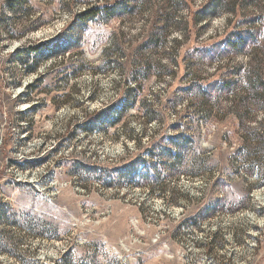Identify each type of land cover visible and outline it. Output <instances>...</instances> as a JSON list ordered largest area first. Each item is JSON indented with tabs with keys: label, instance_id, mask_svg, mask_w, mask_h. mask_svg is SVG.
Listing matches in <instances>:
<instances>
[{
	"label": "rangeland",
	"instance_id": "obj_1",
	"mask_svg": "<svg viewBox=\"0 0 264 264\" xmlns=\"http://www.w3.org/2000/svg\"><path fill=\"white\" fill-rule=\"evenodd\" d=\"M115 1L129 8L73 26ZM207 1L21 0L13 12L0 0V264H264V186L231 167L248 162L240 137L264 125V109L238 113L239 89L201 122L182 92L246 64L217 59L227 38H246L264 71V0H223L217 17L192 23ZM76 38L34 73L15 62L17 49ZM149 109L159 119L145 123ZM176 133L193 141L180 164L143 158ZM250 153L264 167V149Z\"/></svg>",
	"mask_w": 264,
	"mask_h": 264
},
{
	"label": "trees",
	"instance_id": "obj_2",
	"mask_svg": "<svg viewBox=\"0 0 264 264\" xmlns=\"http://www.w3.org/2000/svg\"><path fill=\"white\" fill-rule=\"evenodd\" d=\"M20 1L21 0H9L11 11L16 12L14 7H19ZM220 1L223 0H208L204 7L193 14L191 18L192 23L201 22L210 17H217L219 13L214 10L219 7ZM125 8L128 9L129 6H127V4L125 6L123 3L118 1L102 6H93L76 14L72 24L75 29H82V27L87 23L97 18L103 17L104 21H107L110 18L116 17L119 15V13H121L122 10H125ZM0 23L2 24L4 33L8 35V30L5 28L6 25L4 24V21L0 20ZM246 34L249 35L247 32ZM58 41L59 40L56 42H43L17 49L14 51L15 62L22 66L26 73H34L41 61H45L50 58H57L62 54L69 52L79 43V38L73 40V43L75 42L74 46H72V42L70 41L65 42L64 44H59ZM152 44L153 36L149 35L148 39L144 41L142 46L143 48H147ZM220 44H223V49L218 50L217 59L229 58L228 56L231 55L230 53H233V55L244 54L247 61L245 65L241 64L236 67L228 66L219 79L213 80V82H207V84L200 82L203 80V78H194L190 81V84L187 86V88L182 90V92L186 94V102H188V99H190V102L192 99H194L195 104L193 105L192 103H188V105L192 106L193 109H201V122L206 121L210 117H215V119H218V117L224 112L222 108L224 103H232L231 98L233 97L234 91L239 89H241L243 92L236 99L235 106L236 108H241L244 110L238 113H241L242 115H248L249 112H247V107L249 108V106H259L264 109V71L263 67L255 62L253 54L247 51V39L243 37L227 38L224 42H220ZM25 55L31 57V60H24ZM219 69L220 66L218 65L214 70L217 71ZM185 96H183L184 98H181L174 105L183 102L185 100ZM104 109L96 111V116L94 117L95 120H88L90 123L91 121H94L93 125L89 128L83 126L82 130L93 131L95 129L97 119H99L101 115L108 112V109ZM127 110H129V102L124 101L118 110L119 112L115 120L112 121L109 117L105 118V121H108L107 127L119 121L121 119L122 113L126 112ZM241 114H238V117L243 119ZM142 117L144 118L145 123H150L159 119L158 111L153 109L144 111ZM243 129L247 131L240 137L241 146L238 151L241 155L242 161L245 162L248 160V162L244 164V166L240 167H233L230 164L233 169L232 171L236 173L242 172L246 176H254L257 180L256 186H264V167L256 164V157L250 156L251 150L261 152L264 149V125L260 123L258 124V127L254 129ZM167 142L168 146H166V148L162 150L160 154L153 156V154L147 150L146 155L141 157L144 159H146V157L152 159L157 157V160L159 159L161 163L168 164L167 162H164V159L167 157L173 162L180 164V160L184 159L188 153H190V145L193 143L191 138L179 133H176L174 136L168 138ZM163 153L165 155H163ZM167 167L170 168L171 171H180V167L176 164H170ZM199 171L202 172V170Z\"/></svg>",
	"mask_w": 264,
	"mask_h": 264
},
{
	"label": "bare ground",
	"instance_id": "obj_3",
	"mask_svg": "<svg viewBox=\"0 0 264 264\" xmlns=\"http://www.w3.org/2000/svg\"><path fill=\"white\" fill-rule=\"evenodd\" d=\"M264 195V194H263Z\"/></svg>",
	"mask_w": 264,
	"mask_h": 264
}]
</instances>
